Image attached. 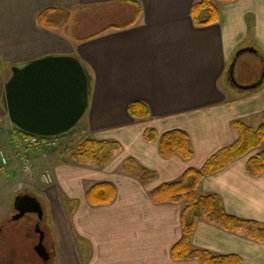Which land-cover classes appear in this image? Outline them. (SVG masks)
<instances>
[{
  "label": "crops",
  "instance_id": "1",
  "mask_svg": "<svg viewBox=\"0 0 264 264\" xmlns=\"http://www.w3.org/2000/svg\"><path fill=\"white\" fill-rule=\"evenodd\" d=\"M198 1L0 0V142L7 140L5 149L15 145L19 156L10 160L8 169H21L22 135L13 126L10 134L3 130L5 83L14 65L48 54L75 55L92 75L89 106L79 121L83 138L121 144L106 165L77 163L69 147L28 149L35 174L49 168L54 175V184L43 196L49 204L57 264H202L172 256L183 235L185 203H156L150 194L180 179L189 168H202L236 141L234 120L254 128L262 123L264 0L216 1L221 18L206 26H196L192 19V6ZM49 8L54 10L49 15L53 25H40L38 14ZM87 13L93 22L87 21ZM247 47L255 48L249 52L260 63L243 61L247 51L237 55ZM234 61L236 82L231 73ZM259 81L256 87H242ZM135 101L148 106V119L130 114ZM148 128L159 135L185 130L193 156L163 157L159 141L145 139ZM262 149L264 142L206 176L198 193L217 194L229 214L264 226V173L254 177L246 169L249 158ZM128 158L155 171L156 178L143 181L126 172L123 164ZM18 180L15 177L13 188ZM100 182L112 183L116 195L110 203L94 205L87 193ZM3 210L2 201L0 220ZM192 243L216 255H239L242 264H264V243L250 239L242 229L228 231L205 215L198 218Z\"/></svg>",
  "mask_w": 264,
  "mask_h": 264
},
{
  "label": "trees",
  "instance_id": "2",
  "mask_svg": "<svg viewBox=\"0 0 264 264\" xmlns=\"http://www.w3.org/2000/svg\"><path fill=\"white\" fill-rule=\"evenodd\" d=\"M216 1L230 2L234 0H200L194 3L191 15L196 26H206L220 20L221 12ZM53 11L52 8L41 11L38 14L39 24L53 25L49 17ZM129 112L138 119H148L151 115L148 106L140 101L132 102ZM232 125L239 132L236 141L211 156L202 168H189L180 179L163 183L150 194L156 203L166 201L185 203L182 212L183 235L172 249V256L175 259H198L202 264L243 263L239 255H216L209 250L193 247L192 237L200 215H205L209 221L218 223L228 231L242 229L250 239L264 243V226L258 221L229 214L217 194L200 195L198 193V185L202 179L228 167L235 158L247 155L264 142V115L262 123L257 128L240 120H234ZM15 129L21 135H31L16 125ZM145 139L147 141L158 140L160 154L165 158L179 155L184 159H190L194 154L190 136L183 129H173L159 135L154 128H148L145 131ZM120 149L121 144L115 140L83 138L69 151L77 163L93 162L98 165H106L113 159L114 153ZM123 168L143 181L154 179L157 176L155 171L141 166L134 158L126 159ZM246 169L254 177L264 173V149L249 158ZM115 195V186L110 182L97 183L87 193L89 202L94 205L110 203L114 200Z\"/></svg>",
  "mask_w": 264,
  "mask_h": 264
},
{
  "label": "water",
  "instance_id": "3",
  "mask_svg": "<svg viewBox=\"0 0 264 264\" xmlns=\"http://www.w3.org/2000/svg\"><path fill=\"white\" fill-rule=\"evenodd\" d=\"M244 51H255V48H244L237 55ZM234 66L235 61L231 73L236 82ZM92 81L87 66L72 54H48L23 65H14L5 83L6 113L13 124L29 134L59 136L75 127L86 113ZM260 83L242 87H256ZM18 199L23 200V206L16 219L26 212L43 215V207L37 197L26 194ZM40 234L35 249L43 258L49 259L44 232L40 230Z\"/></svg>",
  "mask_w": 264,
  "mask_h": 264
},
{
  "label": "rangeland",
  "instance_id": "4",
  "mask_svg": "<svg viewBox=\"0 0 264 264\" xmlns=\"http://www.w3.org/2000/svg\"><path fill=\"white\" fill-rule=\"evenodd\" d=\"M87 21L93 22L92 18L93 15L87 13L86 15ZM86 21V22H87ZM88 28V27H86ZM93 28V27H90ZM86 31V29H85ZM245 59H242L245 62L253 61V63L258 64L261 60L256 58V54L252 52H245L244 55ZM240 73V70L238 71ZM248 75H245V77ZM247 78H250L249 76ZM3 127L4 132L6 134H10L9 132L12 130V122L10 121L8 115L5 116L3 120ZM81 128V122H79L75 127L69 130L66 133H63L59 136H56L58 139V148L60 146L69 147L71 148V143L74 145L83 139ZM7 136V135H6ZM10 135H8V138ZM15 137V136H14ZM21 139V138H20ZM10 145L11 140L9 138ZM0 145L3 149L8 147L7 140L4 142H0ZM73 146V145H72ZM18 147H19V139H18ZM9 149V150H8ZM6 156L8 158V164H4L0 161V191L2 187L4 190L0 192V202L3 201L4 203V217L0 220V225L3 229L0 232V264H46L41 260L39 255L35 251V243L39 240V233L37 231V224L47 233V237L45 242H52L53 233L50 226V219L48 214L42 219L39 215L35 212H27L24 216H21L18 219H14L13 215V202L14 196L11 197L13 190L19 191H30L37 195H42V199L46 198L43 196L46 193L44 190L51 185L44 183L41 180V173L40 175L35 174V164L33 166V173L30 176L25 175L21 169L15 167V170L10 171L8 169V165L10 160L13 158H18V149L16 146L12 144L11 148H6ZM20 152V149H19ZM30 152V150H29ZM31 153V152H30ZM30 155V154H29ZM33 157V154L31 155ZM15 177L19 178L17 182H15V187L13 188V183ZM55 181V180H54ZM53 185V184H52ZM18 191V193H19ZM44 191V192H43ZM45 201V199H44ZM52 251V257L48 261V264H57L56 256Z\"/></svg>",
  "mask_w": 264,
  "mask_h": 264
},
{
  "label": "built area",
  "instance_id": "5",
  "mask_svg": "<svg viewBox=\"0 0 264 264\" xmlns=\"http://www.w3.org/2000/svg\"><path fill=\"white\" fill-rule=\"evenodd\" d=\"M20 138L19 149L21 152V170L25 175L30 176L33 173L34 159L27 153L28 149L32 147L55 148L58 146V139L54 136L45 137L32 134L22 135ZM0 161L4 164L9 162L4 150H0ZM41 180L48 185L54 184V175L49 168L42 170Z\"/></svg>",
  "mask_w": 264,
  "mask_h": 264
},
{
  "label": "flooded vegetation",
  "instance_id": "6",
  "mask_svg": "<svg viewBox=\"0 0 264 264\" xmlns=\"http://www.w3.org/2000/svg\"><path fill=\"white\" fill-rule=\"evenodd\" d=\"M26 194H29V195H32V196H35V197H37L39 200H40V202H41V204H42V207H43V215L42 216H40L38 213V215H39V217H41L42 219H44V217L46 216V214H47V208H48V206H49V204H48V202H47V200H46V198H44L45 199V201H44V199H42L43 197H42V195L40 196V195H37V194H34L33 192H30V191H20L19 193H16L15 194V196H14V202H13V204H12V206H13V215H14V219H16L15 218V216H17L19 213H20V207L21 206H23V200L22 199H18L17 200V198L19 197V196H22V195H26ZM27 213V212H26ZM25 213V214H26ZM24 214V215H25ZM23 215V216H24ZM18 219V218H17ZM38 227L40 228V230H42L43 232H44V244H45V246H46V248H47V251L49 252V254H50V257H49V259H45V258H43L41 255H39L38 253H37V251H36V249H35V251H36V253L39 255V257L41 258V260L43 261V263L45 262H47L46 264H48V261L51 259V257H52V251L50 250V247L52 248V250H53V247H52V245H51V242L49 243V242H45V240H47L46 239V237H47V233L39 226V224H37V231H38V233H39V239H40V230H38ZM3 229V224H2V227H0V232H1V230ZM38 242H39V240H38ZM38 242H36L35 243V247H36V245H37V243ZM53 252H54V250H53Z\"/></svg>",
  "mask_w": 264,
  "mask_h": 264
}]
</instances>
